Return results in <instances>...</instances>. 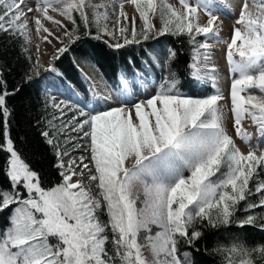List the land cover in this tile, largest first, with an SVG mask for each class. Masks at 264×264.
<instances>
[{"label":"snow or ice","instance_id":"6c2138e0","mask_svg":"<svg viewBox=\"0 0 264 264\" xmlns=\"http://www.w3.org/2000/svg\"><path fill=\"white\" fill-rule=\"evenodd\" d=\"M125 3L134 6L139 26L135 15L129 19ZM179 3L183 11L167 0H110L98 5L87 0H37L35 11L39 16L33 22L38 33L43 30L49 35L42 19L65 27L49 15L51 10L73 25L71 29L65 27L66 39L57 37L63 46L56 50L52 61L68 52L72 44L90 36L109 37L112 43H105L117 50L166 35L187 36L193 49L186 70L192 79L200 81L205 79L200 61L209 59L210 45L206 41L198 43L196 37L218 36L216 21L220 14H227V9L221 7V0ZM252 4L254 12L248 10L245 0L226 52L232 74L233 127L236 138L249 147L253 146L249 143L250 133L243 127L246 118L256 126L259 140H264V99L250 91L264 93V0H252ZM23 5L24 0H0V33L19 34L28 40L27 21H20L33 8L28 7L25 12ZM200 11L207 16L206 24L198 22ZM75 13L83 23V33ZM156 17L159 27L153 23ZM109 19L113 20L111 29ZM93 25L95 35L91 32ZM144 51L160 70L154 93L139 99L121 98L126 95L125 89L118 94L120 106L107 110L65 101L51 104L59 117L53 115L48 121L51 133L45 130L41 135L53 148L61 179L50 188L42 186L40 175L10 137L6 97L15 92L9 93L6 85L0 91V115L4 121L0 151L9 154L4 171L11 184V190L0 189V213L10 209L9 226L0 231V264H195L191 252H184L181 258V240L199 251L197 241L204 236L203 228L256 226L258 219L264 220V214L236 217L241 202H245V212L264 208V195L259 203L248 202L252 195L264 193V154L257 156L252 150L243 154L237 148L223 127L218 108L223 97L218 91L193 97L177 89L180 69L176 67V49L166 46ZM42 67L37 61L25 81L31 82ZM43 70L50 72L55 68L50 63ZM214 71L209 69V73ZM208 78L214 85L215 78ZM69 112L73 113L70 118L66 115ZM58 119L59 125L55 123ZM70 133L82 134L94 173L83 156L79 164L69 158L65 166L63 157L70 156L67 146L72 144L71 150L80 146L73 143L75 137ZM61 135L63 142L58 144ZM85 174L87 186L83 181ZM137 185L141 186L143 200L136 191ZM93 186L102 197L107 224L99 219L102 203L93 197ZM12 205L16 206L11 208ZM153 226L158 229L154 233ZM259 226L264 228V223ZM109 231L113 254L106 247ZM227 250V264H264V245L234 240Z\"/></svg>","mask_w":264,"mask_h":264},{"label":"trees","instance_id":"16d2710c","mask_svg":"<svg viewBox=\"0 0 264 264\" xmlns=\"http://www.w3.org/2000/svg\"><path fill=\"white\" fill-rule=\"evenodd\" d=\"M91 14L92 10L89 9L90 19ZM74 16L81 33H83L84 26L80 21L79 14L75 13ZM91 32L95 35L96 28L94 25L91 27ZM196 39L199 42L201 37L197 36ZM105 41H107L105 38L85 37L72 44L69 51L60 55L55 61H52V57L56 55V52L53 53L50 63L61 73L62 79L71 82L82 91L84 88L75 60L83 61L98 78L116 87L121 74L129 76L133 74L135 69L142 70L141 65L144 61L148 63L157 80H159L160 70L150 61L144 49H163L168 46L178 51L176 67L180 69V82L177 84V89L193 97L206 96L209 94L207 91L212 93L208 84L204 91V86L192 79L186 70L187 64L191 62L193 49V45L188 43L187 36L177 38L166 35L141 45L133 44L119 50L109 48ZM33 65L34 61L28 56L27 44L23 36L0 33V80L4 82L0 84V91H3L6 85L9 93L15 92V94L6 97V104L10 112L9 134L14 141V146L27 158L32 169L40 175L42 186L50 188L58 183L61 178L59 169L55 167L57 159L53 148L45 142L41 135L42 131L48 130L45 123L50 116L47 99L44 96V87L37 83L34 78L31 82L25 81L26 74L30 72ZM17 88H19L18 92L15 91ZM3 130L4 121L0 115V144H3ZM8 155V153L0 151V189L11 190L10 181L4 171ZM252 202L258 203L256 199L250 203ZM243 203L241 202L238 206L237 218L242 219L248 214H244ZM9 215L10 209L0 213V229L8 224ZM255 215L260 217L262 213L258 212ZM260 223H264V220L258 219L256 226L239 227L231 225L219 229L203 228L204 236L197 241L199 251L190 249L181 240L179 252H191L195 264H223L224 252L222 248L231 246L234 240H239L247 245H264V228L259 226ZM217 248L221 251H214Z\"/></svg>","mask_w":264,"mask_h":264},{"label":"rangeland","instance_id":"374dc122","mask_svg":"<svg viewBox=\"0 0 264 264\" xmlns=\"http://www.w3.org/2000/svg\"><path fill=\"white\" fill-rule=\"evenodd\" d=\"M33 1L35 2V4L28 6V7H32L33 11L31 13H27V15L20 22L22 23V22H24V20L27 21V33H28L29 38L26 41V44H27L28 56L34 61V64H36L38 61L39 64L43 66V63L41 61H39V59H37V57L34 56V54H33L34 49L33 48L40 47V50L41 49L43 50V49H46L47 47H49L53 44H56L57 40L59 42L58 48L62 47L63 44L61 43V39L64 38L65 27L67 29H71L73 25L68 20H66L63 16L59 15L56 12H52L51 10H49V15L52 16L54 18V20L61 21V23L65 27H60L59 25L55 24L53 21H50L49 31H50L51 35H49V33H47V32H44L43 30H41L38 33L36 30V25L33 22L34 17L39 16V13L35 11V6L37 3V0H33ZM41 2H42V0H41ZM87 2L91 3L92 5H98V4L109 3L110 0H87ZM190 2H194V0H190ZM27 3L28 2L26 1L23 5L25 12L27 11V8H28L27 7L25 9V7H26L25 5H27ZM167 3L171 4L178 11H183L182 6L179 3V0H167ZM244 3H245V0H221V7L227 9V14L225 16V14L222 13L218 16V19L216 21L218 36H211V37L206 38L205 36L201 35L200 36L201 40L198 43H203L206 41L209 45L210 44L211 45H214V44L221 45L222 49H223L224 56L226 57L227 43L230 42L234 22L239 17L240 11H241ZM55 6L58 8L62 7V5H60V4H57ZM248 6H249L248 10H251L253 12L255 11V8L253 7V4H252V0H248ZM101 11H103V9H101ZM125 11L129 17V19H131V17L134 15L137 17V26H139L140 21L138 18V14L135 13L134 6H132L129 3H125ZM227 15L230 16L231 20L229 21V25L227 26L228 29L226 30L223 23H224V20H227V18H226ZM198 22L200 24H206V22H207V16L203 11L199 12V21ZM41 23L43 24V26L45 28L47 27L46 20L42 19ZM153 23L157 27H159L160 26L159 17L154 18ZM107 24H108V27L111 29L113 27V20L109 19L107 21ZM237 27H238V25H237ZM29 28H31L33 30L31 32H29L28 31ZM45 37H47V39H45ZM57 37H60L61 39H57ZM103 38H105L109 43H112V41L109 39V37L105 36ZM56 50L57 49L52 50V52H50L48 66L50 64L51 55L53 53H55ZM208 51H211L210 48L208 49ZM75 63L77 65V68H78L79 73H80V78H81V82H82L84 91H82L81 89H79V87H77L76 85H73L69 81L68 82L64 81V79H62L61 73L57 69H55V71L45 72L43 69L47 68L48 66L47 67L43 66L39 70V75L33 76V78H36L37 83L43 85L44 90H45L44 96L47 99V105H48V108L50 110V116L47 118V122L45 124H46L48 131H50V133H51V129H50V126L48 124V121L52 119L53 115H56L57 117H59V113L53 107H51L52 103H58L56 100V97L59 98L60 101L78 103V104H83V105H91L93 108H98L100 110V108L98 107V105L94 101L93 93H96L98 95L106 94L104 97L107 98L108 92L109 93L113 92V93H115V97L118 99V94L123 92L126 89L127 90L126 95L121 97V98L139 99L141 96L144 95V93H145V95L154 93V84L159 83V80H157V77L155 76L154 72L152 71V69L150 68L148 63H146L145 61L141 65L142 70L135 69V70H133V74H131L129 76L121 74L116 87L109 84L107 81H104L103 79L98 78L95 75V73L92 71V69L88 65H86L83 61L75 60ZM200 66H201V76L205 77V79L197 81V82L204 86V91L207 89L206 86L208 84L209 89L212 90V93H210V91H207V92H209L208 95L216 94L217 91L211 87L212 83L210 80L207 79L206 74H205L208 71L207 70L208 66L206 64V61L201 59ZM227 74H228V81L226 82L227 86L225 87V89L223 91H218L219 94L223 97V99L218 101V108H219V111L222 113V117H223V119H222L223 127L225 128L227 134L233 137L237 148L243 154H247L248 151L252 150V151H255V154L257 156H260V155L264 154V140H259L257 128H256V126L253 125L250 118H246L243 120V127L245 130H247L248 133H250L249 143L253 147L247 146V144L244 141L236 138L235 130L233 127L234 120H233V116L231 113V95H230V93H231L232 74L229 71V66L227 67ZM59 90H61V93H64V94H61L59 92ZM138 90H140V91L137 92ZM250 91L253 95L257 96L258 99H264V93H260L259 90L253 89ZM183 94H185V93H183ZM242 95H244V94H242ZM206 96H203V97H206ZM114 107H116V106H114ZM72 114L73 113L69 112L66 115L68 118H70ZM55 123L57 125H59L60 120L59 119L56 120ZM70 135L75 137V139L73 140V143H79L80 146L76 150H71L72 144H69L67 146L70 149V156L63 157L65 166H67V160L69 158L75 159L77 161V164H79V158L81 156H83L84 159L86 157V159L88 161V162L85 161V163H87V164L90 163L89 168L94 173L95 169H94V166L91 165V159L87 155V153H85L88 149H87V143H86L85 139L81 138L82 134L80 136H77L76 133H70ZM62 142H63V135H61V137L57 140L58 144H62ZM257 145H258V147H257ZM89 153H90V151H89ZM76 170H77V172H79V168H77ZM77 178H79V177H76L74 179H77ZM83 181H84L85 185L87 186L88 185L87 174H85V176L83 177ZM252 186L253 187L255 186V182H253ZM21 191H23V190H21ZM136 191H138L140 193V199L143 200L144 197H143V192H142L140 185L136 186ZM98 193H99V189L95 188V186H93V189H92L93 197L96 199H100L101 203H102L101 209L98 210L99 219L102 223L107 224V221H108L107 211H106V208L103 206L102 197H100L98 195ZM23 195L26 196L27 193L23 192ZM262 195H264V193L252 195L251 197L248 198V202L250 203L252 200L256 199L259 203V200L261 199ZM243 204L244 205H242V207L245 208V206H246L245 202ZM15 206L16 205H12L11 208H14ZM244 208H242L243 211H244ZM258 212H261L262 214H264V208H258V210L256 208V209H253L251 212H244V214L248 213L247 215H249V214L255 215V213H258ZM8 226H9V224H7L3 229L7 228ZM3 229H0V231H2ZM157 230L158 229L155 226H153V233ZM108 235H109V242L106 245V247H107L109 253L113 254V245L111 243V232L110 231H109ZM142 239H143V235L141 236V240ZM51 242L54 243L55 242L54 239L51 240ZM229 247L230 246L222 248V251L224 252L223 253V256H224L223 257V264H227V258L229 256V252L227 249ZM180 254H181V258H183L182 257L183 252H181ZM145 255L149 259H151V254L147 249H145Z\"/></svg>","mask_w":264,"mask_h":264},{"label":"bare ground","instance_id":"6f19581e","mask_svg":"<svg viewBox=\"0 0 264 264\" xmlns=\"http://www.w3.org/2000/svg\"><path fill=\"white\" fill-rule=\"evenodd\" d=\"M26 1L28 3H27V5H25L26 6L25 9L28 6L35 4V2L33 0H24V3ZM225 16H226V14H225ZM226 18H227V20H224L223 24L225 26V29L227 30L228 29L227 26L229 25V21L231 20V18L229 15H227ZM46 24H47L46 28L50 29V21L46 20ZM32 30L33 29H31V28L28 29L29 32H31ZM58 47H59V42L57 40L56 44H53V45L47 47L46 49H43V50L41 49L42 51L40 50V47L33 48L34 49L33 54L35 57H37V59H39V61H41L43 63L44 67H47L48 63H49L50 52H52V50L58 49ZM210 50L211 51H208L209 59L206 61V64L208 66L207 67L208 71L205 74H206L207 79L211 81V83H212L211 87L214 90L223 91L225 89V87L227 86L226 82L228 81V74H227L228 63H227L226 57L224 56L223 49H222L221 45H218V44L211 45L210 44ZM212 68H214L215 71L209 73V69H212ZM209 75L211 77L215 78V84L214 85H213L212 80L208 78ZM34 79H36V78H34ZM139 91L140 90H138L137 92H139ZM105 95L106 94L98 95L96 93H93L94 101L98 105L100 110H107V109H110L112 106L113 107L114 106H116V107L120 106V101H119V99H117L115 97V93H113V92L109 93L108 92L107 98L104 97ZM144 95H145V93H144ZM132 99H134V98H132ZM56 100H57V102L60 101L59 98H57V97H56ZM85 153H87V155L90 157L89 150H87ZM84 160L87 161L86 157ZM88 165H90V163H88ZM91 165H92V163H91Z\"/></svg>","mask_w":264,"mask_h":264}]
</instances>
